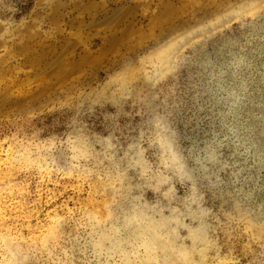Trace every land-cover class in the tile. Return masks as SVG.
<instances>
[{"label":"rangeland","instance_id":"374dc122","mask_svg":"<svg viewBox=\"0 0 264 264\" xmlns=\"http://www.w3.org/2000/svg\"><path fill=\"white\" fill-rule=\"evenodd\" d=\"M254 1L0 0V264H264Z\"/></svg>","mask_w":264,"mask_h":264},{"label":"bare ground","instance_id":"6f19581e","mask_svg":"<svg viewBox=\"0 0 264 264\" xmlns=\"http://www.w3.org/2000/svg\"><path fill=\"white\" fill-rule=\"evenodd\" d=\"M263 2H264V0H261V2L258 1V0H256V1L253 2L252 7H253V8H257V6L259 5V3H261L260 5H262ZM244 11H246V10H244ZM247 11H248V10H247ZM226 18H227V17H224L223 19L226 20ZM224 20H223V21H224ZM217 21H218V20H217ZM217 21H216V22H217Z\"/></svg>","mask_w":264,"mask_h":264}]
</instances>
